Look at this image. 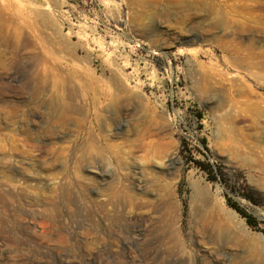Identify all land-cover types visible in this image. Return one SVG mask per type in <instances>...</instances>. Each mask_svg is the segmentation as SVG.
<instances>
[{
	"label": "rangeland",
	"instance_id": "374dc122",
	"mask_svg": "<svg viewBox=\"0 0 264 264\" xmlns=\"http://www.w3.org/2000/svg\"><path fill=\"white\" fill-rule=\"evenodd\" d=\"M198 2L0 0V264H264V59L225 55L233 12L222 31ZM47 68L63 78L34 92ZM94 72L131 87L119 117L59 109L69 78L89 110ZM148 119L159 155L134 147Z\"/></svg>",
	"mask_w": 264,
	"mask_h": 264
},
{
	"label": "bare ground",
	"instance_id": "6f19581e",
	"mask_svg": "<svg viewBox=\"0 0 264 264\" xmlns=\"http://www.w3.org/2000/svg\"><path fill=\"white\" fill-rule=\"evenodd\" d=\"M196 5H200L198 6V9H204L205 13L208 16L218 15L217 23L219 24L222 31H224V28L226 30V26L228 24V22L226 21L224 17V15H226L228 12L230 13V11H228V8L233 12V17L235 18L234 21L237 22L236 28L234 30H231V32L227 33L226 35L223 34L224 36L214 35V37H212L214 42L218 44V46L221 48V51L225 55L242 56L245 59H256V60L264 59V39L262 40L257 39L258 35L264 36V0H199V2ZM246 32L249 34V37L246 40L239 37L240 35H243ZM225 36H232V37H235V39L232 38L231 40L228 41L224 39ZM177 39L178 38L176 36L174 35L172 36V41H176ZM112 71H114V69ZM120 71L122 72V70ZM116 72H119V71L116 70ZM260 72H264V66ZM44 74L45 75H41L42 77L35 76L33 78L34 83L37 84L36 88L34 87L35 88L34 90H36L34 92L42 91L41 90L42 83L44 84L45 80L50 81L52 83H56L55 80L58 77L63 78L59 73H57L56 71L50 68H47V72H45ZM118 74L115 72H112L110 73L109 77L106 80H103L102 78L98 77L97 73L94 72L92 73V75L89 76V78L86 81H82V82L80 81V84L82 83L86 84V89L84 90L86 95L91 96L90 98L92 100L93 105H90L89 110L86 109L85 105H78V98L80 97L79 94L81 92L79 91L80 89L73 87V85H75L74 84L75 81H72L69 78H64L63 85H61L60 87L63 89V91L66 92V97L63 100H60L62 101V104L60 102L61 108L59 109L69 114H77L81 116H85L86 113H88L89 115H93L92 117H94L95 120H97L99 116V112L104 113L106 111L108 112L109 110L113 111L114 114L119 117L121 115L124 105H117V104L122 102L127 97V93L132 90L130 89L131 87L129 86L128 82H126L125 79L123 80L121 79L123 72L122 74H120L121 76ZM206 87H208V85H204V88ZM105 101L107 102L110 101L112 105H102ZM65 120L66 118L61 117L57 121H55L53 123V127L48 129L49 134L53 135V132H55L57 129L59 130V128L61 130H66ZM156 124L157 122L154 119H148V120H145L142 124L137 125L135 127L134 135H135L136 142L138 141L139 144H137V146H134V147H136L139 151L145 152L146 154L148 153L150 154L154 152V154L158 153L159 155V153L164 150L161 140L157 138L158 133L155 131ZM88 141H89L88 146L86 144L85 145L81 144L79 148L83 149L84 147H87L89 152L94 155H99L102 151H109V152L111 151L108 148H111L112 145L110 144V142L107 143L108 137L105 135L102 138H100L96 135L90 134L88 136ZM103 141L107 143V147L102 146L104 144ZM106 143L104 145H106ZM166 158H167L166 156L161 157L160 155V158H159L160 160L159 161L157 160L158 161L157 163L161 166L162 169H160L159 171H156L157 170L156 169L155 174H153L154 176L157 175L156 176L157 180H160L163 182H165L164 177H166V175L164 172L166 168H169L173 165V159L168 158L166 160ZM150 173H146V174L150 175ZM157 184L159 185L160 183L158 182ZM159 187H161V184L159 185ZM165 187H166V183H165ZM165 187L164 188L162 187V188L165 189ZM197 196H198L197 199L193 198L194 201L198 200L206 205L208 204V202L206 201L207 200L206 193L197 191ZM106 197L108 198L109 195H107ZM198 198L201 200H199ZM209 207L211 206L209 205ZM201 218L203 217L201 216ZM205 221L207 222L212 221V223L218 222L213 217L211 218V215L210 217L208 216V218H206Z\"/></svg>",
	"mask_w": 264,
	"mask_h": 264
},
{
	"label": "trees",
	"instance_id": "16d2710c",
	"mask_svg": "<svg viewBox=\"0 0 264 264\" xmlns=\"http://www.w3.org/2000/svg\"><path fill=\"white\" fill-rule=\"evenodd\" d=\"M252 203L256 204V201L253 197L251 196H248L247 197ZM229 205L235 210L237 211L242 217H244L246 219V223L250 226V227H255V223H254V220L249 216L247 215L246 213H244L242 211V209H240L239 206H237L235 203H229Z\"/></svg>",
	"mask_w": 264,
	"mask_h": 264
}]
</instances>
